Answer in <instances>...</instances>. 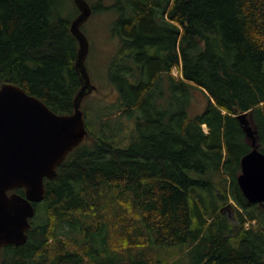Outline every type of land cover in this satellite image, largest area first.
Here are the masks:
<instances>
[{"label": "trees", "instance_id": "obj_1", "mask_svg": "<svg viewBox=\"0 0 264 264\" xmlns=\"http://www.w3.org/2000/svg\"><path fill=\"white\" fill-rule=\"evenodd\" d=\"M67 2L0 0V85L60 114L81 87ZM88 3L115 14L114 112L133 122V141L113 144L85 120L83 141L44 180L27 240L0 247V264H264V202L237 182L251 148L238 114L264 153V0ZM195 93L207 107L191 115Z\"/></svg>", "mask_w": 264, "mask_h": 264}, {"label": "water", "instance_id": "obj_2", "mask_svg": "<svg viewBox=\"0 0 264 264\" xmlns=\"http://www.w3.org/2000/svg\"><path fill=\"white\" fill-rule=\"evenodd\" d=\"M73 1L78 14L72 19L70 30L78 41L76 68L81 77L73 111L56 113L19 85H0V247L25 243L34 203L45 194V178L55 177L59 164L87 134L81 101L94 86L84 62L89 43L81 25L92 10L86 0ZM237 118L251 146L241 157L237 182L248 202L263 203L264 153L246 112ZM16 188H23L24 194L13 191Z\"/></svg>", "mask_w": 264, "mask_h": 264}, {"label": "rangeland", "instance_id": "obj_3", "mask_svg": "<svg viewBox=\"0 0 264 264\" xmlns=\"http://www.w3.org/2000/svg\"><path fill=\"white\" fill-rule=\"evenodd\" d=\"M87 1L89 2V0ZM75 6L74 2L68 0L64 12L67 18L72 19V17H75L77 11V6ZM114 20V12L99 11L91 13L81 25V29L89 43L84 62L90 81L95 87L94 90L83 97L81 105L86 112L85 120L89 124L92 133L98 135L106 133L109 136V141L113 144H117L120 141L119 138L122 137L120 146L127 147L133 141L135 126L130 119H126L125 116L119 117V114L114 112L116 106H114L113 100L116 89L111 80V66L121 47L120 38L113 29ZM173 74L177 75L176 69H173ZM206 107L207 99L205 96L195 93L188 106V111L191 115L200 114ZM120 121L123 122L122 127ZM262 147H264L263 144ZM236 208L235 202L231 199L224 206L223 212L229 219L234 221L236 220ZM175 251L176 248L173 249V253ZM170 253L169 250H163L165 257Z\"/></svg>", "mask_w": 264, "mask_h": 264}, {"label": "bare ground", "instance_id": "obj_4", "mask_svg": "<svg viewBox=\"0 0 264 264\" xmlns=\"http://www.w3.org/2000/svg\"><path fill=\"white\" fill-rule=\"evenodd\" d=\"M95 88V87H94ZM94 90V89H93ZM248 225V221H246V223H245V226H247ZM153 255V254H152ZM152 257V256H151Z\"/></svg>", "mask_w": 264, "mask_h": 264}]
</instances>
